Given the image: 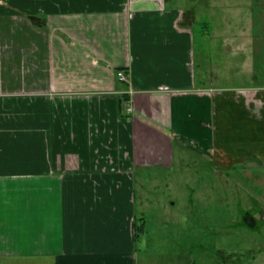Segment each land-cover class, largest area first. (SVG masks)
I'll return each mask as SVG.
<instances>
[{"label": "crops", "instance_id": "0c3cea01", "mask_svg": "<svg viewBox=\"0 0 264 264\" xmlns=\"http://www.w3.org/2000/svg\"><path fill=\"white\" fill-rule=\"evenodd\" d=\"M226 3L247 7L220 28L252 82L197 85L192 29ZM262 5L0 0V264H149L133 175L171 166L174 143L217 170L259 174L264 193Z\"/></svg>", "mask_w": 264, "mask_h": 264}, {"label": "rangeland", "instance_id": "374dc122", "mask_svg": "<svg viewBox=\"0 0 264 264\" xmlns=\"http://www.w3.org/2000/svg\"><path fill=\"white\" fill-rule=\"evenodd\" d=\"M227 6L218 5L214 11L204 7L198 13L199 21L192 29L197 85L200 79L204 84L220 86L252 82L248 75L235 74L243 54L229 45L225 29L220 28L226 21L242 24L247 19L243 16L247 7L241 5L242 11L230 12ZM253 19L255 38L262 40L264 5L253 7ZM257 54L262 58L258 80L264 83V50ZM181 149L174 143L171 166L138 169L133 175V216L136 226L142 227H137L141 261L264 264V213L260 210L264 209V193L259 174L248 180L238 171L213 168L190 146L183 149L184 154ZM247 215H252L253 221Z\"/></svg>", "mask_w": 264, "mask_h": 264}, {"label": "built area", "instance_id": "2783aa9c", "mask_svg": "<svg viewBox=\"0 0 264 264\" xmlns=\"http://www.w3.org/2000/svg\"><path fill=\"white\" fill-rule=\"evenodd\" d=\"M118 77L121 80H124L125 79V75H124L123 71H118Z\"/></svg>", "mask_w": 264, "mask_h": 264}, {"label": "trees", "instance_id": "16d2710c", "mask_svg": "<svg viewBox=\"0 0 264 264\" xmlns=\"http://www.w3.org/2000/svg\"><path fill=\"white\" fill-rule=\"evenodd\" d=\"M137 227H138L139 229H141V228H142L141 226H136V231H135L136 233H137ZM137 234H138V233H137Z\"/></svg>", "mask_w": 264, "mask_h": 264}]
</instances>
